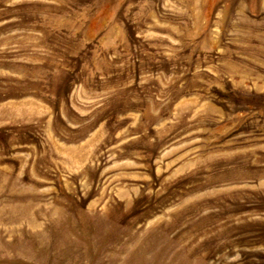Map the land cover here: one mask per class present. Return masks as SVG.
Returning a JSON list of instances; mask_svg holds the SVG:
<instances>
[{"label": "rangeland", "instance_id": "374dc122", "mask_svg": "<svg viewBox=\"0 0 264 264\" xmlns=\"http://www.w3.org/2000/svg\"><path fill=\"white\" fill-rule=\"evenodd\" d=\"M0 264H264V0H0Z\"/></svg>", "mask_w": 264, "mask_h": 264}]
</instances>
